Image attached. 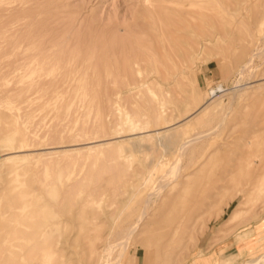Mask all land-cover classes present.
Segmentation results:
<instances>
[{
  "label": "rangeland",
  "instance_id": "obj_1",
  "mask_svg": "<svg viewBox=\"0 0 264 264\" xmlns=\"http://www.w3.org/2000/svg\"><path fill=\"white\" fill-rule=\"evenodd\" d=\"M263 38L264 0H0V137L17 128L24 139L12 146L31 149L0 158V204L24 178L54 203L55 230L68 231L58 260L91 264L89 248L109 244L151 185L175 176L119 264H264V87L250 86L264 54L249 56ZM208 99L220 104L177 127L192 137L221 127L184 154L160 144L156 129ZM157 225L177 238L146 243Z\"/></svg>",
  "mask_w": 264,
  "mask_h": 264
},
{
  "label": "bare ground",
  "instance_id": "obj_2",
  "mask_svg": "<svg viewBox=\"0 0 264 264\" xmlns=\"http://www.w3.org/2000/svg\"><path fill=\"white\" fill-rule=\"evenodd\" d=\"M192 4H193V2H192ZM193 5H195V4H193ZM261 42H262V44L259 45V47H257L254 51H252V53L249 56L261 57L264 54V38L261 39ZM126 63H128V62L126 61ZM135 63H136V61H135ZM123 66H124V63H123ZM236 86H238V87L235 88L236 93H234V94H237L238 92L244 90V86H241V85L240 86L236 85ZM250 86L253 89L263 88L264 87V73L261 76V79L259 81L254 82ZM233 88H234V86H233ZM225 90H226V88L219 86L218 88L213 89L211 91V93H212L213 97L216 95L219 96L217 91L224 92ZM233 92H235V90ZM214 100L215 99L206 100L200 107H198L193 112L186 115L183 119H180L174 123L166 125L164 127L165 128L164 130H161L163 127L160 129H156V131H155L156 133H162L160 144H162L165 148H172V146L175 145L177 148V151L179 150L180 154H184L185 152L191 150L194 147L195 142L198 139L200 140L201 137H204L206 135H209V134L215 132L219 127H221L223 125V123H224L223 120L220 121L219 123H217L216 125H214L212 128H210L209 129L210 132L209 131L206 132L207 131L206 130V131L200 132L195 137L184 136V134L178 129L179 127H177L183 123L185 124V123L190 122L192 120V118L196 114H198L199 112H202L204 110L209 111L212 108L218 106V104H220V102L213 103ZM228 108H230V107H228ZM225 116H224V118H225ZM1 118H2V116H1ZM194 119H196V118H194ZM126 121H127L126 123L130 126H133L134 128H132V129L135 130V127L137 126V124L136 125L134 124V122L132 121V119L129 115L127 116ZM149 122H150V119L147 120V124ZM6 129H7V127H6ZM0 130H1V128H0ZM139 132L140 133L146 132V133L150 134L151 129L141 130ZM4 133H2L3 136L0 138H3L5 140L3 142L5 144L0 143V147H4V145L9 146V147L5 148V149H0V158L3 156H7V155H8L6 157L7 159L15 158L17 156H20L17 154L22 153L24 151L31 150V149L24 148V147L17 148L16 146H12V144L14 142L21 141L22 139H24L22 133L17 128L11 129L6 134H4ZM157 135L161 136L159 134H157ZM99 140L104 141L101 144H112V142H113V141L109 140V138L99 139ZM135 140H137V139H135ZM96 141H98V140H96ZM91 142H93V141H91ZM181 157L183 158L184 155H182ZM181 157H180V159H181ZM179 162H182V159ZM180 164L181 163H177L175 166L172 165L169 173H174L175 175L178 174V172L180 170V166L182 167V165H180ZM256 165H257V167H259V164H256ZM259 169L260 168L257 169V172L259 171ZM16 173H18V175H20V173L18 171H16ZM254 173H256V171ZM260 174H261V172H259V175ZM35 175H34V177H35ZM166 175H167V173H166ZM169 176L170 175H167V176L163 175L162 177L160 176V179H158L157 182L155 181L151 185L147 194L143 197L142 206H141L138 214L135 216L134 219L129 220L128 224L126 225V227L124 229L122 228L121 231L118 230L119 232H121V235H122L121 237L124 238L123 241H118L122 238H120V239L118 238L117 235H119V237H120V234H119V232H117L118 234L116 236L118 238L117 239L118 243L116 242L114 245L112 244V241L116 238V236H115V238L113 237L114 238L113 240L110 238L111 242H109V244L107 243V245L105 244L104 248L101 247V250H99L97 248V246H95V245L91 247L90 245L87 244V246L88 247L90 246L91 248H89V252L87 251L88 253L84 257V259L91 261V264H108L107 262H109L110 260L107 261V259L109 258V255L111 256V253L109 254V252L111 251L110 249L115 245L118 246L121 244L120 248L122 247V249H120L121 250L120 253L117 252V249L114 250V247H113L114 252L116 251L117 253H119L118 254L119 255L118 260L116 262H114L113 264H119L120 259L123 256L124 250L127 247L129 239L133 236V234H137L138 227H140L142 225L144 219L146 218V215H149V213L152 211L151 209L153 208V206H155L154 204L157 203L159 198H163L164 196L171 194V191L173 189L172 184H173V180H174V178L172 180V177H175V176H170L171 178ZM183 177L186 180L189 179L186 176H183ZM23 179L24 178H22V180H18V178H16V180H14L13 183L8 185V188L5 189L6 190L5 200L2 201V203H3V204L1 203L2 206L0 204V264H34V260L36 258H39V256H38L39 252L42 254V256H41L40 262L37 264H63V263H66L68 260L70 261V257L68 259H65V260L60 259V261L57 258L59 251L55 249V244L59 241H64L63 239H60V238L63 236V233L66 234V233H68V231L64 232L63 230H60L58 232L57 230H55L54 224L56 222L55 219H56L58 213L56 212V210L53 207L54 203L47 202L46 200H45V202H43L42 201L43 196H39L37 193H35L33 186L26 184V182H24ZM116 183H117V181H116ZM250 183L255 184L256 181L254 179H252L250 181ZM35 185H37V182L35 183ZM256 185H257V183L254 186H256ZM116 186L117 185H115L114 187H116ZM119 186H120V183L118 185V188L116 187L117 191L118 190L120 191L121 186L120 187ZM38 188H36V189H38ZM114 190H115V188H114ZM248 190L249 189H247L246 191H248ZM166 191H168V193H166ZM120 192H122V191H120ZM241 192H242V194H244L245 190L241 191ZM245 194H247V192ZM56 199H57V197L55 198V201H56ZM149 221H147V222H149ZM88 222H91V221H88ZM93 222H94V220H93ZM174 222L175 221H173V223ZM173 223H172V225H173ZM80 226L84 230V228L87 227V222L86 221L80 222ZM92 227H95L94 224L92 225ZM152 229H154V230H152L151 235L147 236V238H143L146 243H150V242H152V240H155L156 244L164 245V243L166 241L170 240V237H171V239L177 238V235H174V234L177 233L178 230L171 231L172 229H169L168 232L166 233L165 230L160 229V227L158 225L156 227H153ZM57 232L59 235L58 238L56 237ZM86 232H87V230H86ZM84 235H86L85 232H84ZM75 239L79 240L77 237H75ZM131 239H133V238H131ZM131 239H130V242H131ZM115 241H116V239H115ZM245 241H247V239H244L241 242L242 247L252 246V244H253L252 242H254L255 240L251 239L248 242H245ZM61 250L63 251L64 249L62 248ZM25 251H26V253L28 252V256L25 253ZM32 252H34L36 255L32 256ZM115 259H117V258H115ZM261 260H262V257H258L256 260H254L248 264H254L255 262L262 264ZM98 261H100V262H98ZM203 264H204V262H203Z\"/></svg>",
  "mask_w": 264,
  "mask_h": 264
}]
</instances>
